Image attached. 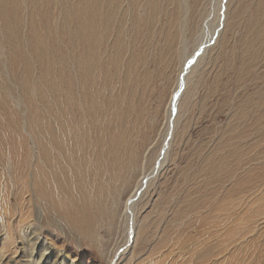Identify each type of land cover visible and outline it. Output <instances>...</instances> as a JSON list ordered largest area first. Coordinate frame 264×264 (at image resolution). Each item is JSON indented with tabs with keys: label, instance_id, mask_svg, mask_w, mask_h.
Returning <instances> with one entry per match:
<instances>
[{
	"label": "rangeland",
	"instance_id": "374dc122",
	"mask_svg": "<svg viewBox=\"0 0 264 264\" xmlns=\"http://www.w3.org/2000/svg\"><path fill=\"white\" fill-rule=\"evenodd\" d=\"M18 1L26 24L30 20L27 5L32 2L33 8L35 3ZM151 1L116 0L111 20L98 24L100 30H110L101 35L100 53L114 61L109 75L120 78L112 81L105 110H127L123 127L129 130V144L139 148L140 157L144 145H137L138 134L146 145L161 125L175 59L172 53L169 64L167 30L182 4V0H154L155 21L150 22ZM185 1L188 19L194 22L205 0L198 14L196 0ZM133 5L137 23H133ZM226 5L220 37L203 59L192 100L184 104L185 118L173 144L172 171L159 188L156 205L150 207L148 200L137 206L135 244L114 261V252L124 249L126 241L123 205L145 172L143 161L137 171L122 173L125 156L112 149L110 158L118 162L119 182L115 178L105 185V175L100 191L84 196L90 205L72 216L50 211L49 205L27 194L14 175V159L2 144L11 134L19 145V133L32 152L26 123L29 111L54 110L53 98L36 102L32 87L38 72L33 63L28 75L21 61L12 64L8 57L12 42L2 32L0 20V264H264V0H229ZM37 12L42 15L39 7ZM27 34L25 29L19 36L24 40ZM120 182L125 188L117 191ZM199 189L200 204L196 202ZM177 194L178 203L172 207L168 202L163 213L164 203L158 207L162 197L174 200ZM176 211H186L185 218L172 225ZM113 214L112 223L108 219Z\"/></svg>",
	"mask_w": 264,
	"mask_h": 264
},
{
	"label": "bare ground",
	"instance_id": "6f19581e",
	"mask_svg": "<svg viewBox=\"0 0 264 264\" xmlns=\"http://www.w3.org/2000/svg\"><path fill=\"white\" fill-rule=\"evenodd\" d=\"M33 1V8L32 2L27 5L30 20L25 24L26 19L18 0H0L2 32L8 35L7 41L12 42L8 52L12 64L21 61L28 75L33 63V68L38 72L32 87L36 102L40 98L48 103L53 98L54 110L29 111L26 123L27 135L33 142L32 152L22 143L15 126H12V130L17 133L16 139L21 143L16 145L13 141L15 138L10 134L5 136L7 138L2 145L5 152L14 159V175L27 189L25 192L42 204L49 205L48 210L60 213L65 211L64 215L70 216L74 212L77 214V211L84 212V207L90 205L84 196L100 191V179H104L105 175V185L109 182L111 184L115 178L119 182L121 174L118 162L110 158L112 149L125 156L122 173L127 170L137 171L139 161H143L142 169L145 166V172L143 175L141 173L138 184L132 188L123 205L126 241L122 247L124 249L114 252V261L128 254L135 244L139 226L137 206L148 200L150 207L155 206L159 199V188L172 171L173 144L177 130L185 118L184 104L186 99L192 100L195 90L193 87L203 59L220 37L229 0H205L202 14L194 16V22L188 19L186 1L182 0L183 5L179 6L176 14L177 20L175 18L171 28L167 30L170 35L166 43L170 55L169 64L172 53L175 59L171 85L165 92L166 101L163 100L161 125L155 138L146 142V145L144 138L138 134L137 145H144L141 157L139 148L129 144L130 132L125 129L127 110H112V107L111 110H105L108 106L105 100L112 93V81L120 78L109 75L114 61L100 53L101 35L110 30H100L98 24L111 20L110 10L116 0ZM153 2L154 0L151 1L153 8L150 11V22L155 19L156 6ZM196 2L198 14L201 0ZM38 7L41 16L38 15ZM24 10L26 11L25 6ZM133 12V23H137L139 16L136 5H133ZM35 14L40 20L36 19ZM25 29L28 34L22 40ZM29 60H32L30 64ZM47 81L51 82L48 86L44 85ZM22 153L24 157L21 156ZM217 155L218 152H215L214 156ZM115 188L120 191L125 186L120 182ZM197 194L196 202L200 204V189ZM100 201L101 198L98 204ZM178 201V194L174 200L170 196H164L158 207L164 203L165 206H162L165 213L168 202L173 207ZM185 212L177 214L176 211L173 214L176 215V220L171 224L175 221L183 222ZM91 214L92 212H88L89 216ZM114 216L113 214L108 221L115 222ZM201 222L198 220V224ZM119 250V255L115 257ZM63 252L62 250V255Z\"/></svg>",
	"mask_w": 264,
	"mask_h": 264
}]
</instances>
